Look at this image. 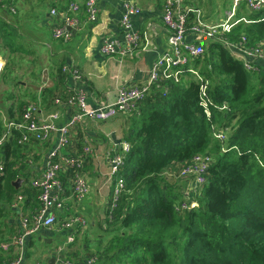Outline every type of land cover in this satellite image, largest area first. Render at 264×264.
<instances>
[{
  "label": "trees",
  "instance_id": "obj_1",
  "mask_svg": "<svg viewBox=\"0 0 264 264\" xmlns=\"http://www.w3.org/2000/svg\"><path fill=\"white\" fill-rule=\"evenodd\" d=\"M263 15L264 8L249 13L253 22L224 36L259 42ZM203 46V57L161 71L126 115L122 137L130 148L117 172L124 186L101 224L110 238L87 256L94 264H264V67L247 70L219 40ZM25 102L10 105L9 115L14 107L21 115ZM18 136L14 130L0 149V216L21 191L13 184L21 175ZM197 154L211 162L192 193L193 177L180 171ZM72 176L62 172L66 191ZM23 192L36 198L30 185ZM191 200L196 207L177 209Z\"/></svg>",
  "mask_w": 264,
  "mask_h": 264
},
{
  "label": "crops",
  "instance_id": "obj_2",
  "mask_svg": "<svg viewBox=\"0 0 264 264\" xmlns=\"http://www.w3.org/2000/svg\"><path fill=\"white\" fill-rule=\"evenodd\" d=\"M83 1L4 0L0 4V59L3 61V67L0 70V86L5 87L0 90V129L4 118L18 119L20 117L15 107L12 116L8 112L9 106L14 105L13 101H10L13 99V95L8 94L9 89L14 88V83L21 91H24H22L23 96L20 99L25 100V103L32 101L38 103L40 110L38 117L58 110V122L62 123L69 118L70 113L65 106L55 104V96H63L72 88L77 87L85 91L87 104L91 107L113 102L117 97L119 86L140 85L145 82L154 61L171 49L170 33L161 17L165 0H132L141 8L139 14L131 16L132 26L140 35L139 45L132 55L105 56L100 52V45L104 40L123 41L124 39L119 25L123 12L120 0H98V18L94 23L85 22L69 40L54 39L52 27L59 21V16L50 15V8L55 7L59 13H62L70 2L83 3ZM182 2L187 7L198 8L203 21L209 24L224 21L233 5L232 0L224 17L219 22H213L196 1L182 0ZM245 10L247 8L244 3H239L234 19L240 20L235 25L254 21L248 18V14L251 12L244 13ZM80 17L84 18L83 11L80 13ZM216 20L214 19V21ZM189 39L203 43V45L209 41H200L194 35H191ZM16 40L30 42L36 48L32 52L22 51L24 47L15 44ZM37 48H39L38 52H44L43 55L41 52L37 54ZM33 52L35 55H32ZM8 53L28 55L32 58L29 59V68L21 73V76H27L26 79L14 80L15 76H7L4 72ZM256 63L264 67L263 61L258 60ZM64 64L74 65L79 70L81 79L74 83L62 74L65 83L61 84L59 69ZM44 69L47 71V80H50L52 85L41 90L32 88L30 85H45L42 82ZM13 72L16 75L19 74V71L15 69ZM49 88H52V93L46 91ZM3 94H7V98L2 97ZM125 121L126 115L118 114L106 121L84 119L76 127L77 129L75 128L72 145L63 148L62 152L77 154L86 143L91 146V152L87 155L83 167V175L89 183V191L80 201H75L70 196V184V188L67 191L65 189L66 206L59 213V220L67 214L77 212L85 218L86 224L75 233L72 243H67L66 240L70 232L60 228L59 225L39 229L26 239L22 264H32L35 261H40L42 264H55L58 258L63 255L72 259H85L95 250L96 242L100 241V237L95 238V235L101 236L97 228L100 227V224H104L113 189L114 177L110 175L107 155L121 150V143L124 142L122 136L126 127ZM55 139L56 134H53L46 141L32 140L20 146L16 167H21L19 168L21 175L18 177L21 179L18 184L21 191L18 194H22L23 199L17 209L9 206L7 202L4 203L7 208H4V212L0 216V242L7 241L18 230L20 210L30 213L37 208L35 196L28 198L23 189L28 187L31 177H35L43 171L47 154L53 148ZM80 139L82 142L78 144ZM101 212L105 214L104 218L101 216ZM85 236H88L89 244H85L87 242L83 240ZM0 254L2 255L0 264H7L12 257L13 250L0 251Z\"/></svg>",
  "mask_w": 264,
  "mask_h": 264
},
{
  "label": "built area",
  "instance_id": "obj_3",
  "mask_svg": "<svg viewBox=\"0 0 264 264\" xmlns=\"http://www.w3.org/2000/svg\"><path fill=\"white\" fill-rule=\"evenodd\" d=\"M123 9L119 25L123 33V41L116 39L104 40L100 45V52L105 56L118 55L120 57L132 55L139 45V32L133 28L131 16L139 14L141 8L132 0H120ZM241 1L247 11L256 13L264 8V0H233L231 11L228 12L224 21L209 24L201 18V11L193 6H185L182 0H165L162 9V21L170 33L171 49L161 54L149 69L147 79L140 85H121L117 89V97L113 102L102 103L91 107L87 104V96L83 89L74 87L62 96H56L55 104L67 108L69 118L59 123V111L54 110L43 117H38L39 105L28 102L23 106L18 119L4 118L0 130V149L2 145L12 136L15 130L19 133L18 144H26L32 140L46 141L56 134L55 144L48 152L43 171L29 179V185L37 191V208L30 213L19 214L18 230L7 241L0 242V251L9 252L13 250V257L7 264H22L25 255V242L27 237L33 235L41 228H50L59 225L70 233L66 237L67 243H72L75 233L86 224V220L79 213L67 214L59 220V213L66 206V195L61 179L62 172L72 170L70 196L75 201H80L89 191V183L83 175V167L86 156L91 152V146L87 143L82 151L77 154L62 152L63 148L72 145V135L76 127L84 120L106 121L118 114L128 115L134 111L139 100L143 99L151 86L157 81L161 71L175 66L189 65L193 59L204 55L203 43L189 39L191 35L203 40H219L232 55L242 61L247 70H259L256 61L264 62V39L250 45L244 34L236 40L224 36L230 33L232 27L239 22L234 19L235 10ZM13 10V9H12ZM83 11L84 18L80 17ZM98 0H84L83 3L70 2L66 9L59 13L55 7L49 10L50 15L59 16V21L52 27L54 39L69 40L82 25L94 23L98 18ZM192 15V17H190ZM264 19V15L261 16ZM248 22V21H244ZM3 61L0 59V70ZM62 73L72 82L81 79L79 70L74 65L64 64ZM76 128V129H75ZM218 137L224 138L223 134ZM127 142L121 143V150L107 155L110 175L114 177L113 189L110 197V210L115 206L119 193L123 189V179L117 176L119 167L123 164L124 156L129 151ZM211 162L209 155L197 154L181 169L180 175L193 177V183L189 188L195 193L204 183V172ZM3 165L0 158V174ZM23 195L17 194L9 203L12 208L18 207ZM197 206L195 201H184L178 204L177 209H191ZM95 257H87L83 261L75 260L65 255L58 258L55 264H94ZM32 264H42L35 261Z\"/></svg>",
  "mask_w": 264,
  "mask_h": 264
},
{
  "label": "rangeland",
  "instance_id": "obj_4",
  "mask_svg": "<svg viewBox=\"0 0 264 264\" xmlns=\"http://www.w3.org/2000/svg\"><path fill=\"white\" fill-rule=\"evenodd\" d=\"M194 1H196L202 7V9L208 14V16L212 18L213 22H219L224 17L225 11L229 10V8L231 6V3H232V0H194ZM240 3H244V1H241ZM246 12H248V11L245 10L244 13H246ZM214 19H217V20L214 21ZM22 43H25V44H22ZM15 44L22 45L24 47V50H22V51H26V52H29V51L32 52V50L36 48V46H34L32 43L23 42L21 40H16ZM38 49L39 48H37V50H36L37 54H40V52H41L42 55H43L44 52L43 51L38 52ZM32 55H35L34 52L32 53ZM29 59H32V58L29 57L28 55H21V54H18V53L12 55L11 53H8V57L6 55L7 63H6L4 72H6L7 76H11V77L15 76L14 80L22 79V78L26 79L27 76L23 77V76H21V73L23 71L25 72L29 68V66H30ZM13 69L19 71V74L16 75L13 72ZM3 89H5V87L0 86V90H3ZM9 91L10 92L8 94H12L13 95V99H10V101L11 102L13 101L14 104L17 103V101L21 98V96H23V92H24L23 90H22L23 91L22 92L17 87L16 83H14V88H10ZM6 95L7 94H3L2 97L4 96V98H7ZM0 96H1V93H0ZM5 207H6V205L4 204L3 205V209ZM101 216L104 218L105 214L103 212H101ZM97 230H98L99 233H101L100 234L101 236L95 235L96 236L95 238H99L100 237L102 246H104L105 242H107V240L110 238L109 237L110 235L102 236V234H104V233L102 232L101 224H100V227L97 228ZM83 240L87 241L88 240V236H85L83 238ZM85 244H89V242L87 241ZM96 244H97V242H96Z\"/></svg>",
  "mask_w": 264,
  "mask_h": 264
},
{
  "label": "water",
  "instance_id": "obj_5",
  "mask_svg": "<svg viewBox=\"0 0 264 264\" xmlns=\"http://www.w3.org/2000/svg\"><path fill=\"white\" fill-rule=\"evenodd\" d=\"M42 82H44L45 83V85H43V86H34V85H30L32 88H35V89H37V90H41V89H43V88H45V87H50L51 85H52V82L50 81V80H47V71L44 69L43 70V77H42ZM20 180L21 179H19V178H17L15 181H13V184H14V186L16 187V188H18V184L20 183Z\"/></svg>",
  "mask_w": 264,
  "mask_h": 264
}]
</instances>
